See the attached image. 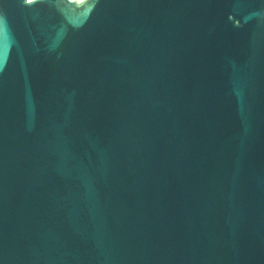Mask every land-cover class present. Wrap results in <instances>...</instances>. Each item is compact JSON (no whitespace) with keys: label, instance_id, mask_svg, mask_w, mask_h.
Returning a JSON list of instances; mask_svg holds the SVG:
<instances>
[{"label":"water","instance_id":"95a60500","mask_svg":"<svg viewBox=\"0 0 264 264\" xmlns=\"http://www.w3.org/2000/svg\"><path fill=\"white\" fill-rule=\"evenodd\" d=\"M0 264H264V0H0Z\"/></svg>","mask_w":264,"mask_h":264}]
</instances>
